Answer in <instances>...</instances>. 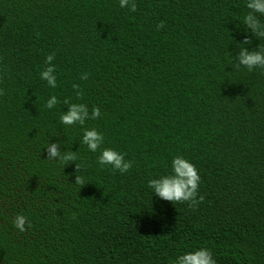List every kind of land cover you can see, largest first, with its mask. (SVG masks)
Listing matches in <instances>:
<instances>
[{"label":"trees","instance_id":"1","mask_svg":"<svg viewBox=\"0 0 264 264\" xmlns=\"http://www.w3.org/2000/svg\"><path fill=\"white\" fill-rule=\"evenodd\" d=\"M135 3L0 0V264H169L198 247L264 264V71L236 61L264 37L245 33V0ZM49 53L55 88L39 78ZM65 97L100 116L61 125ZM87 127L132 167L99 166ZM51 141L82 170L48 158ZM176 154L200 175L195 205L147 187Z\"/></svg>","mask_w":264,"mask_h":264},{"label":"clouds","instance_id":"2","mask_svg":"<svg viewBox=\"0 0 264 264\" xmlns=\"http://www.w3.org/2000/svg\"><path fill=\"white\" fill-rule=\"evenodd\" d=\"M118 3L121 9L127 7L129 11L134 12L136 10L135 0H118ZM245 7L249 11L240 20V23L245 26V33L250 29L254 37H264V21L259 18L264 16V0H245ZM162 23L161 21L156 25L157 29L162 26ZM248 41L249 38L246 35L245 41L241 43L244 44ZM53 58L54 53L47 54L44 58L46 67L39 72V78L51 88L57 86L55 65L51 63ZM236 61L238 65L244 66L248 71L254 68L264 71V47H257L256 50L240 47ZM80 78L87 79V73H82ZM73 88H78V86L73 84ZM80 95V91L77 90L76 96L79 97ZM57 103V96L49 95L44 101V107L52 109ZM63 103L67 107L59 113L58 119L60 124L64 126H83L87 120H95L101 114L98 107L93 106L89 111L84 103L70 102L67 97H65ZM79 143L85 145L87 150L93 153H97L99 149L95 159L101 167L107 165L120 173L127 172L132 167V161L126 159L124 153L111 147H100L104 143V135L95 127L82 128ZM56 144V141H51L47 145L48 158L58 159L64 165L74 161L75 168L81 171L82 166L77 164L75 152L58 150ZM167 168L166 173L147 180V187L151 190V194L154 193L159 198L170 202L188 201L190 204L195 205L198 199L197 188L200 182V175L196 166L186 156L176 154L171 157ZM74 183L83 185L86 181L81 176L75 175ZM199 199H202V197H199ZM11 222L20 232L25 230L26 224L30 227L26 216L23 214H16ZM169 264H217V261L213 258L210 249L198 247L175 256L174 259L169 261Z\"/></svg>","mask_w":264,"mask_h":264}]
</instances>
